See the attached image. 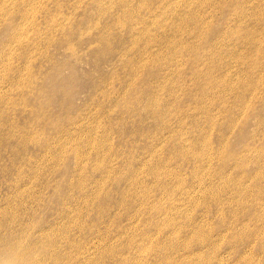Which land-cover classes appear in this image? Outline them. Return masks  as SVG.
<instances>
[{
    "label": "rangeland",
    "instance_id": "obj_1",
    "mask_svg": "<svg viewBox=\"0 0 264 264\" xmlns=\"http://www.w3.org/2000/svg\"><path fill=\"white\" fill-rule=\"evenodd\" d=\"M13 214L53 264H264V0H0Z\"/></svg>",
    "mask_w": 264,
    "mask_h": 264
},
{
    "label": "bare ground",
    "instance_id": "obj_2",
    "mask_svg": "<svg viewBox=\"0 0 264 264\" xmlns=\"http://www.w3.org/2000/svg\"><path fill=\"white\" fill-rule=\"evenodd\" d=\"M257 1V0H255ZM33 2V1H32ZM35 2V1H34ZM252 6V5H251ZM257 10V9H256ZM245 15V14H244ZM42 34V33H41ZM220 36V35H219ZM221 37V36H220ZM221 63V62H220ZM12 78V77H11ZM226 81V80H225ZM217 82V81H216ZM230 85V84H229ZM233 87V86H232ZM199 88V87H198ZM205 88V87H204ZM246 102V101H245ZM219 103V101H218ZM221 104V103H220ZM205 112V110H204ZM208 122V121H207ZM232 126V125H231ZM42 135V134H41ZM48 146V145H47ZM47 148V147H46ZM5 149V148H4ZM179 154V153H178ZM40 157V156H39ZM36 159V158H35ZM206 159V158H205ZM84 160V159H83ZM33 161V160H32ZM27 167V166H26ZM157 167V166H156ZM16 168V167H15ZM160 168V167H159ZM158 168V169H159ZM109 170V169H108ZM257 171V170H256ZM46 172V171H45ZM169 172V171H168ZM82 173V172H81ZM87 173V172H86ZM111 173V172H110ZM172 174V173H171ZM255 174V173H254ZM36 175V174H35ZM34 177V176H33ZM36 177V176H35ZM261 177V176H259ZM16 181V180H15ZM98 181V180H97ZM101 181V180H100ZM84 182V181H83ZM101 183V182H100ZM103 183V182H102ZM141 183V182H140ZM42 184V183H41ZM257 185V184H256ZM99 187V186H98ZM12 188V187H11ZM15 188V187H14ZM136 188V187H135ZM20 190V187L19 189ZM29 190V189H28ZM241 190V189H240ZM26 192V191H25ZM16 193V192H15ZM28 193V192H27ZM19 194V193H18ZM21 195V194H20ZM93 196V195H92ZM21 197V196H20ZM216 197L217 194H216ZM37 198V197H36ZM64 200V199H63ZM20 201V200H19ZM24 201V200H23ZM39 201V200H37ZM67 202V201H66ZM38 203V202H37ZM64 203V202H63ZM8 204V202H7ZM65 204V203H64ZM67 204V203H66ZM159 204V203H158ZM20 205V204H19ZM22 205V203H21ZM28 205V204H27ZM63 205V204H62ZM110 205V204H109ZM144 205V204H143ZM23 207V206H22ZM5 208V207H4ZM24 208V207H23ZM34 208V207H33ZM20 209V208H19ZM35 209V208H34ZM4 210V209H3ZM16 210V209H15ZM22 211V209H21ZM32 211V210H31ZM61 211V210H60ZM19 212V211H18ZM67 212V211H66ZM60 213V212H59ZM142 213V212H141ZM147 213V212H146ZM30 214V213H29ZM68 214V213H67ZM26 215V214H25ZM28 217V216H27ZM75 217V216H74ZM77 217V216H76ZM64 219V218H63ZM72 219V218H71ZM65 220V219H64ZM172 220V219H171ZM76 221V220H74ZM53 222V221H52ZM59 223V221H58ZM62 223V222H61ZM73 225V223L71 222ZM75 224V223H74ZM49 225V224H48ZM67 227V226H66ZM19 214L0 218V264H53L58 259L52 236L32 233ZM46 228V227H45ZM38 229V228H37ZM47 229V228H46ZM40 230V229H39ZM50 230V227H49ZM48 230V231H49ZM157 230V229H156ZM51 231V230H50ZM47 233V232H46ZM51 235V234H50ZM54 235V234H53ZM60 235V233H59ZM117 236V235H116ZM152 236V235H151ZM58 239V238H57ZM60 239V238H59ZM63 239V238H62ZM141 239V238H140ZM188 239V238H187ZM202 239V238H201ZM142 240V239H141ZM134 242V241H133ZM58 243V242H57ZM153 243V242H152ZM150 244V243H149ZM144 245V244H143ZM146 245V244H145ZM187 246V245H186ZM145 247V246H144ZM157 248V247H156ZM185 248V247H184ZM108 249V248H107ZM152 250V249H151ZM76 253V252H75ZM154 253V252H153ZM99 255V254H98ZM79 256V255H78ZM76 257V255H75ZM110 257V256H109ZM74 258V257H73ZM80 258V257H79ZM96 261V260H95ZM83 262V261H82ZM74 264V263H73ZM119 264V263H117Z\"/></svg>",
    "mask_w": 264,
    "mask_h": 264
}]
</instances>
